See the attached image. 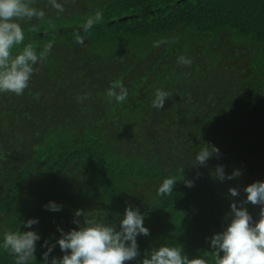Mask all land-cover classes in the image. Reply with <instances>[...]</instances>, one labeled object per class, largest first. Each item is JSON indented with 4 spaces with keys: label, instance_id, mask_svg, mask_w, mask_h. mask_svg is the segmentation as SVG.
I'll list each match as a JSON object with an SVG mask.
<instances>
[{
    "label": "trees",
    "instance_id": "trees-1",
    "mask_svg": "<svg viewBox=\"0 0 264 264\" xmlns=\"http://www.w3.org/2000/svg\"><path fill=\"white\" fill-rule=\"evenodd\" d=\"M24 2L44 16L14 18L24 40L11 57L53 46L22 95L0 93V264L18 260L2 247L5 233H37L27 264H51L65 254L61 229L121 231L128 205L150 234L136 237L138 255L124 264H144L162 246L214 264L211 241L231 205L254 221L261 213L244 189L264 181V0H56L63 12L52 0ZM96 11L102 21L84 33ZM114 85L128 90L126 102L107 95ZM157 89L169 93L162 109L152 106ZM203 146L220 154L199 167ZM221 165L241 175L221 182ZM168 177L173 192L158 197ZM49 201L62 211L46 210ZM29 219L38 223L25 228Z\"/></svg>",
    "mask_w": 264,
    "mask_h": 264
},
{
    "label": "clouds",
    "instance_id": "clouds-1",
    "mask_svg": "<svg viewBox=\"0 0 264 264\" xmlns=\"http://www.w3.org/2000/svg\"><path fill=\"white\" fill-rule=\"evenodd\" d=\"M52 7L63 12V7L52 0ZM33 16L43 17L44 13L37 12L29 7L24 0H0V93H13L22 95L28 88L33 76V65L45 57L51 50L53 44L45 45L44 51L37 55L35 48L29 44L13 59L10 50L14 45H19L24 40V32L19 23L13 22L14 18H32ZM103 19V13L96 11L83 25L84 33L89 32ZM75 42L83 45L84 37L76 34ZM183 63H191L190 60L180 58ZM107 95L117 103L126 102L128 90L123 85H114L107 91ZM167 91L157 89L154 93L152 106L162 109L168 98ZM219 156L215 147L203 146L195 156V165L206 166V162L213 156ZM217 178L232 180L241 175L239 171L232 175H225L223 166L216 168ZM177 180L175 177H168L159 184L156 195L158 197L170 196ZM186 186H194L192 181H187ZM246 201L252 205L261 206L260 218L254 221L252 215L246 210L243 204H232L231 211L233 218L226 230L214 236L211 247L218 251L213 256L214 264H264V181H257L244 189ZM232 197L238 196V190L229 189ZM44 208L51 212L62 211V205L49 201ZM76 216L80 212L75 213ZM75 222V221H74ZM38 220L29 219L25 228H31ZM144 217L139 208L128 205L125 208L123 219L120 221L121 231H114L110 227L92 226L71 230L64 233L61 229L62 238L56 243L62 253V259L54 258L51 264H124L125 261L133 260L138 255V235L147 236L150 234L148 228L143 226ZM40 236L33 232H8L3 237L2 247L11 250L18 257L17 264H27L33 257L36 250V242ZM126 242H130L126 246ZM47 246L46 242L45 245ZM54 247L48 248L47 256L54 251ZM220 253H223L221 256ZM144 264H208L205 259L188 261L182 255V250L173 246H162L151 253L150 259H145Z\"/></svg>",
    "mask_w": 264,
    "mask_h": 264
},
{
    "label": "water",
    "instance_id": "water-1",
    "mask_svg": "<svg viewBox=\"0 0 264 264\" xmlns=\"http://www.w3.org/2000/svg\"><path fill=\"white\" fill-rule=\"evenodd\" d=\"M128 18H123V19H121V21H125V20H127Z\"/></svg>",
    "mask_w": 264,
    "mask_h": 264
}]
</instances>
